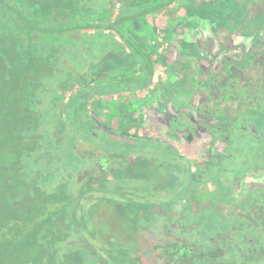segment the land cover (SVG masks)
Instances as JSON below:
<instances>
[{"label": "trees", "instance_id": "16d2710c", "mask_svg": "<svg viewBox=\"0 0 264 264\" xmlns=\"http://www.w3.org/2000/svg\"><path fill=\"white\" fill-rule=\"evenodd\" d=\"M105 1L0 0L4 8L0 11V264H139L134 255V233L139 224L150 220L148 209L157 199L173 203L177 198L175 195L168 200L185 172L173 161L182 159L170 145L144 135L137 136L134 144L108 139L91 131L88 115H81L88 100L94 97L151 89L153 63L160 57L153 50L155 28L146 23L140 25L138 20L171 0H129L118 9L113 21L102 25L98 22ZM222 6L220 14L234 31L244 35L264 31L263 1L223 0ZM235 15L241 20H233ZM182 26L185 33L181 44L193 49L191 41L199 33L189 22H182ZM89 29L115 32L127 51L125 57L136 61L142 73L107 79L72 93L65 103V122L73 134L103 153L133 156L140 164H154L156 158L152 154L165 157L166 165L148 169L147 176L137 177L143 188L147 184L143 191L133 182L134 177L106 183L98 178L95 187L83 190L85 183L74 180L75 172L82 177L99 174L97 165L104 157L85 163L76 153L56 150L58 147L49 141L52 122L48 107L63 87L64 79L69 72L84 70L88 62L100 59L107 46L100 39L45 42L33 35ZM95 45L100 50L93 54ZM106 66L105 61L92 78L107 76ZM164 90L178 114V107L191 104V97L178 93L175 85ZM251 102L250 113L231 127V134L244 138L238 142L242 146L256 145L252 166L262 171L264 135L256 130L253 121L259 116L264 119V94L256 93ZM99 106L98 101L90 105L93 109ZM126 111L119 115L120 132L125 135L128 130L122 127V120L139 121L138 111L129 109V105ZM66 156L72 157L73 173L63 168L67 165ZM156 177L160 182L152 187ZM239 182L240 177L233 170L225 171L215 182L214 194L228 201ZM189 186L197 183L190 178L184 188ZM214 202L212 197L208 203L190 207L163 227L159 236L162 244L154 246L158 249L156 264H264V249L258 243H264V189L231 202L232 207L225 214L219 213ZM104 204L113 206L115 221L98 217ZM76 239L77 248L65 249L61 245Z\"/></svg>", "mask_w": 264, "mask_h": 264}, {"label": "rangeland", "instance_id": "374dc122", "mask_svg": "<svg viewBox=\"0 0 264 264\" xmlns=\"http://www.w3.org/2000/svg\"><path fill=\"white\" fill-rule=\"evenodd\" d=\"M128 1L106 0L98 23L109 24L117 15L118 9ZM222 1L171 0L152 15L138 20L140 25L146 23L155 28L153 50L160 57L153 63L151 89L100 95L88 100L81 110V115L84 113L88 115L89 129L94 133L128 144H134L137 136H148L172 145L175 153L182 159L179 162L176 158L173 160L185 173H181L180 184H176L175 194L168 200H172L175 195L177 198L173 203L162 200L166 201L163 204L158 199L156 201L152 199L155 202L150 208V220L146 223L142 221L134 233L137 240L134 255L139 259V264H156L153 245L158 243L157 236L160 231L162 233L163 227L169 225L182 211L200 203H208L213 197L215 198L213 206L220 209V214H225L232 207L231 202L237 197L243 193L257 194L261 190L260 187L264 186V172L260 169L256 171L252 166L256 145L242 146L238 140L244 138L231 134V125L237 124L242 116L250 113L251 100L256 93H264V31L251 32L247 35L234 31L229 21H224L220 14L223 11ZM3 10L4 8L0 6V11ZM10 18L11 15L7 19ZM234 19L240 21L241 17L235 15ZM182 22H189L190 27L199 33L198 37L191 41L193 49L181 44V35L185 33ZM33 37L43 39L45 42L49 39L58 41L100 39L107 46L100 59L88 62L84 70L69 72L68 77L64 79L63 87L48 107L51 109L52 122V136L49 137V141L53 147H58L56 150L76 153L85 163H95L100 157H104L103 162L97 165V168L101 169L99 174L82 177L80 173L76 175L75 172L74 180H82L85 183L83 190L95 187L98 178L106 183L120 177H134L133 182L141 187L142 191L145 190L147 184H144L146 186L144 189L143 184L136 180L137 177L143 174L147 176L145 171L148 169L166 165L165 157L152 154L156 158L154 164L144 162L140 164L133 156L103 153L96 146L73 134L64 117L65 103L72 93L107 79L128 76L130 73H142L136 61L125 57L127 51L121 39L115 32L104 29L79 30L60 35L37 33ZM93 48V54L100 50L96 45ZM104 60L107 63L105 68L107 76L98 80L93 79V73L97 72ZM232 72L236 74L237 79L230 77L225 86H221L219 84L221 79ZM170 84L175 85L177 92L191 97L189 106L178 107L181 114L171 107L165 97L163 88ZM96 101L100 106L93 109L90 105ZM128 105L129 109L139 112L137 116L139 121L129 123L122 120V127L128 130L125 135L120 132L119 115L127 113ZM254 119L256 130L264 135V119L261 116ZM184 122L188 126H185ZM66 163L67 165L63 166L64 170L73 173L72 157L68 158ZM190 165L193 167L192 171ZM228 169L240 175L241 180L238 188L231 192L230 200L225 201L220 200L221 196L215 195L213 189L217 186L214 184L216 180ZM171 170L180 173L176 168ZM190 178L197 186L184 188ZM159 180V177L152 179L151 186H156ZM183 180L184 184L181 183ZM113 212V206L104 204L98 217L115 221L116 215ZM192 235L195 240V233ZM78 242V239L74 242L68 240L61 245L65 249L77 248ZM159 242L161 243V240ZM75 244L77 247H74Z\"/></svg>", "mask_w": 264, "mask_h": 264}, {"label": "flooded vegetation", "instance_id": "af4514ba", "mask_svg": "<svg viewBox=\"0 0 264 264\" xmlns=\"http://www.w3.org/2000/svg\"><path fill=\"white\" fill-rule=\"evenodd\" d=\"M255 32H257V31H255ZM230 77H233L234 79H237L236 74H235L234 72H232V73H230L229 75L223 77V78L221 79V81H220L219 84H220L221 86L224 87L225 84H226V82H228L227 80H228ZM233 78H232V79H233ZM228 85H229V84H227L226 87H228ZM261 118H262V117H261ZM238 124H239V121L237 122V125H238ZM232 126H233V125H231V127H232ZM237 134H238V133H237ZM262 134H263V133H262ZM235 137H236V135H235ZM158 141H159V140H158ZM238 141H239V140H238ZM160 142H161V141H160ZM162 143H164V142H162ZM164 144H168V145H170L169 143H164ZM170 146L172 147V145H170ZM172 148H173V147H172ZM173 151H174V149H173ZM174 152H175V151H174ZM254 157H255V155H254ZM253 159H254V158H253ZM190 167L193 169V167H192L191 165H190ZM228 170H231V169H228ZM228 170H227V171H228ZM258 170H259V169H258ZM260 170H261V169H260ZM262 171H264V170H262ZM224 172H225V171H224ZM224 172H223V173H224ZM223 173H222V174H223ZM222 174H221V175H222ZM221 175H220V176H221ZM236 175H237V174H236ZM238 176L240 177V175H238ZM240 180H241V178H240ZM214 184H217V183H214ZM239 185H240V182H239ZM239 185H238V186H239ZM238 186H237L235 189H237ZM260 188H261V190H262V189H264V186H263V187L261 186ZM235 189H234V190H235ZM234 190H233V191H234ZM259 192H260V191H259ZM245 195H246V194L243 193L241 196L237 197V199H235V200H233V201L240 200V199H242L243 196H245ZM150 208H151V206H150L149 209H148L149 211H150ZM236 217L239 218L240 215H238V216H236ZM237 218H236V219H237ZM173 229H174V228H173ZM175 231H176V229H174L173 234L175 233ZM160 234H161V231H160L159 235L157 236V237H158V243H157L156 245H153V248H154V246H157V248H158V247L162 244V243L159 242V241H160V239H159ZM173 234H172V235H173ZM258 243L260 244V246H261V248H262L263 245H264V243H263V242H258ZM263 249H264V247H263ZM135 252H136V251H135ZM155 252H156V253H155V256H156V254L158 253V249H156ZM138 260H139V259H138Z\"/></svg>", "mask_w": 264, "mask_h": 264}, {"label": "crops", "instance_id": "0c3cea01", "mask_svg": "<svg viewBox=\"0 0 264 264\" xmlns=\"http://www.w3.org/2000/svg\"><path fill=\"white\" fill-rule=\"evenodd\" d=\"M247 35V34H246ZM246 39V38H245ZM169 86V85H168ZM168 86H166V87H168ZM165 88V87H164ZM164 88H163V90H164ZM175 89H177L176 87H175ZM168 90V89H167ZM264 92V91H263ZM179 93V92H178ZM264 94V93H263ZM181 112V111H180ZM182 113V112H181ZM185 123V122H184ZM185 126H188V124L187 123H185Z\"/></svg>", "mask_w": 264, "mask_h": 264}]
</instances>
